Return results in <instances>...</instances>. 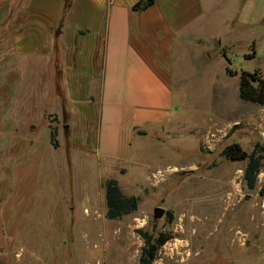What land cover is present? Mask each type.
I'll list each match as a JSON object with an SVG mask.
<instances>
[{"label":"rangeland","instance_id":"obj_1","mask_svg":"<svg viewBox=\"0 0 264 264\" xmlns=\"http://www.w3.org/2000/svg\"><path fill=\"white\" fill-rule=\"evenodd\" d=\"M200 2L191 37L175 43L170 119L118 156L99 141L98 107L89 153L72 141L59 79L29 66L2 77L10 63L0 59V264H139V230L174 237L154 264H264V159L250 189L248 161L222 155L264 146V105L239 95L242 71L264 79V0ZM109 179L137 210L107 218Z\"/></svg>","mask_w":264,"mask_h":264},{"label":"crops","instance_id":"obj_2","mask_svg":"<svg viewBox=\"0 0 264 264\" xmlns=\"http://www.w3.org/2000/svg\"><path fill=\"white\" fill-rule=\"evenodd\" d=\"M139 1L0 0V59L10 63L2 77L21 78L29 66L39 80L59 79L72 141L89 153L96 107L99 141L116 156L175 108L173 51L177 40L191 37L183 32L203 15L201 2L155 0L137 11ZM77 118L84 121L80 135Z\"/></svg>","mask_w":264,"mask_h":264},{"label":"trees","instance_id":"obj_3","mask_svg":"<svg viewBox=\"0 0 264 264\" xmlns=\"http://www.w3.org/2000/svg\"><path fill=\"white\" fill-rule=\"evenodd\" d=\"M154 3L155 0H142L136 3L133 8L137 11H144ZM249 57L250 59L253 58V56ZM228 72L234 75L230 70ZM239 95L244 101L264 105V79L259 72H241ZM56 135L57 130H52V142ZM55 146H57L56 143ZM222 155L231 161H248L245 169V180L250 189H255L262 160L264 159V146L259 147L257 145L251 153H248L238 143H233L224 149ZM106 202L107 218L116 220L137 210L139 200L135 196L127 197L124 195L117 179H109L106 183ZM138 233L144 241L139 264H154L161 248L174 238L171 233L167 232L156 234L155 232L139 230Z\"/></svg>","mask_w":264,"mask_h":264},{"label":"water","instance_id":"obj_4","mask_svg":"<svg viewBox=\"0 0 264 264\" xmlns=\"http://www.w3.org/2000/svg\"><path fill=\"white\" fill-rule=\"evenodd\" d=\"M164 214H165V210L163 208H155L154 210L155 219L162 218Z\"/></svg>","mask_w":264,"mask_h":264}]
</instances>
